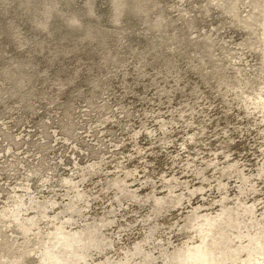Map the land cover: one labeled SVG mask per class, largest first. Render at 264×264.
<instances>
[{"label":"rangeland","instance_id":"374dc122","mask_svg":"<svg viewBox=\"0 0 264 264\" xmlns=\"http://www.w3.org/2000/svg\"><path fill=\"white\" fill-rule=\"evenodd\" d=\"M0 264H264V0H0Z\"/></svg>","mask_w":264,"mask_h":264}]
</instances>
